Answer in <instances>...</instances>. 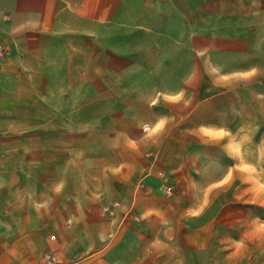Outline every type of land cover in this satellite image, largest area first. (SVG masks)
Here are the masks:
<instances>
[{"label": "crops", "instance_id": "crops-1", "mask_svg": "<svg viewBox=\"0 0 264 264\" xmlns=\"http://www.w3.org/2000/svg\"><path fill=\"white\" fill-rule=\"evenodd\" d=\"M0 26V93L83 60L56 74L102 61L130 96L100 101L118 126L83 159L59 111L27 158L0 144V264H264V145L241 142L264 126V0H0Z\"/></svg>", "mask_w": 264, "mask_h": 264}, {"label": "rangeland", "instance_id": "rangeland-1", "mask_svg": "<svg viewBox=\"0 0 264 264\" xmlns=\"http://www.w3.org/2000/svg\"><path fill=\"white\" fill-rule=\"evenodd\" d=\"M61 64L63 65L61 66ZM26 67L33 71H39L40 61H27ZM61 67H64L67 71H71L72 68H79L82 71L87 67V61L80 60L73 63H63L51 60L48 64L50 72L48 75L36 73L33 75L27 74V76H9L5 79L6 86L8 87L9 85V91L0 93L1 99L5 101L0 103V133H5V135L12 134V136L0 140L1 146L15 149L17 154L19 153L27 158L28 147L32 149H38L39 147L41 141L38 133L41 131L49 133L55 131L57 111H59L61 116L63 115V122L61 123L64 131L71 126L72 117L74 123L78 124L81 135V159L86 157V150L90 149V147L112 144L113 140L109 138V134L114 127L118 126V123L112 119L114 124H105L107 120L104 117L111 108L103 106L100 101L130 98L128 93L120 87L116 94L117 96H112L105 92L108 87V80L120 85L121 78L117 76L107 78L97 74L105 70L102 61H96L95 75H57L56 70ZM260 78L264 81V77ZM43 86L44 89L47 88V91L41 92ZM41 100H47L49 103L47 113L42 112V109L39 108ZM29 104H32V106H29ZM41 119H45L42 128L40 125ZM251 119L249 118L248 123L241 124V132L243 129H248L250 136L257 134L255 139L246 138L241 141L250 155L255 153V147H263L264 145V126L257 125V128H253L254 125ZM27 135H33V138L29 137L27 139ZM258 152L256 156L260 159V163L263 164L264 150ZM36 154L38 155L39 153L36 152ZM90 163L88 161L86 164L81 165V178L89 179L95 174V168ZM36 174L39 175L37 171ZM257 175L260 179H264V168L257 172ZM239 206L243 210L248 208V205L243 203H240ZM255 213L264 215V208L256 205ZM256 222L261 226L264 225V219Z\"/></svg>", "mask_w": 264, "mask_h": 264}, {"label": "built area", "instance_id": "built-area-1", "mask_svg": "<svg viewBox=\"0 0 264 264\" xmlns=\"http://www.w3.org/2000/svg\"><path fill=\"white\" fill-rule=\"evenodd\" d=\"M0 30H1V26H0ZM5 54V48L4 46L0 43V57H2ZM166 191H171L170 188H167Z\"/></svg>", "mask_w": 264, "mask_h": 264}]
</instances>
